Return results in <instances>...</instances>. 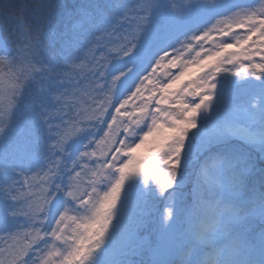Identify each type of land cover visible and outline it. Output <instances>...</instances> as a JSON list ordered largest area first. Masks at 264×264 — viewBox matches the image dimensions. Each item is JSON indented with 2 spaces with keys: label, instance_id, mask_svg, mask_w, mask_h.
Wrapping results in <instances>:
<instances>
[{
  "label": "snow or ice",
  "instance_id": "1",
  "mask_svg": "<svg viewBox=\"0 0 264 264\" xmlns=\"http://www.w3.org/2000/svg\"><path fill=\"white\" fill-rule=\"evenodd\" d=\"M23 12L0 23V264H264V0Z\"/></svg>",
  "mask_w": 264,
  "mask_h": 264
},
{
  "label": "trees",
  "instance_id": "2",
  "mask_svg": "<svg viewBox=\"0 0 264 264\" xmlns=\"http://www.w3.org/2000/svg\"><path fill=\"white\" fill-rule=\"evenodd\" d=\"M132 0H121V2L126 3L131 7ZM39 0H0V23L4 22L7 17L18 16L21 15V10L24 9L23 15L27 19H31L33 14V8ZM60 2L67 3L68 5H77L80 3H85L87 0H60ZM98 3H106L108 0H97ZM4 27H8L7 24L3 25ZM0 35L7 37L8 32L2 31ZM6 103V101H5ZM68 118L67 116L64 119ZM58 122V121H54Z\"/></svg>",
  "mask_w": 264,
  "mask_h": 264
},
{
  "label": "rangeland",
  "instance_id": "3",
  "mask_svg": "<svg viewBox=\"0 0 264 264\" xmlns=\"http://www.w3.org/2000/svg\"><path fill=\"white\" fill-rule=\"evenodd\" d=\"M132 5L136 3V0H132ZM233 3H237V4H248L250 3V0H232ZM131 5V7H132ZM130 7V6H129ZM129 15L131 16L132 13H129ZM121 23H123L124 27L117 33V35H123L126 33L129 25L123 21H121ZM131 110V109H130ZM68 118H66L65 120H67ZM107 128L105 125L103 124H97L95 128L92 129V131L96 134L95 138L96 139H101L103 137V132L106 131ZM85 143H87V141H85ZM84 149H81V151H83ZM89 151H91V149H89ZM88 161H82V163H87ZM90 177H85V180L89 179ZM160 207H162V204L160 205Z\"/></svg>",
  "mask_w": 264,
  "mask_h": 264
}]
</instances>
